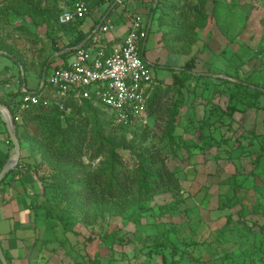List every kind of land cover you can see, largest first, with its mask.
Masks as SVG:
<instances>
[{"label": "trees", "instance_id": "trees-1", "mask_svg": "<svg viewBox=\"0 0 264 264\" xmlns=\"http://www.w3.org/2000/svg\"><path fill=\"white\" fill-rule=\"evenodd\" d=\"M77 1H72L71 5H62L61 0H3L1 18L2 21L8 22L10 14L15 13L28 16L35 24L45 26L52 31L58 27L65 31L76 30L77 37L65 44L62 49H57V57L66 63L73 49L82 44L119 5L115 0H82L89 13L110 2L101 18L95 21L90 31L85 33L79 27L83 25L87 16L67 24H59L60 15L67 10H73ZM230 4L226 6L224 0L151 1V5L148 7V14L152 19L151 24L157 19L159 26L164 27L159 29V32L162 33V45L170 52L190 56L186 64L173 73L172 82L167 86H163L160 81L155 79L156 84L152 85L148 100L149 119H153V123H150L148 119L146 125L141 127L126 128L115 125L110 114L96 101L87 100L80 103L74 98L64 100L63 109L54 100L49 106H33L22 113L21 122L16 123V132L21 146L26 142L33 151H37L41 155L39 162L29 165L35 173L36 179L43 184V195L40 197L47 199L49 192L54 198L60 197L57 208L60 207L70 214L80 212L82 221L87 225H96L109 215L123 217L139 227L143 224L146 214L151 210L150 202L160 193L170 192L174 195V203L165 206L167 209L160 212L161 217L178 210L180 204L183 203L179 177L181 171L170 167L168 158H178L181 151H186L188 157L191 158L196 149L205 151L213 144L216 146L231 145V138L227 136L222 135L218 141H211V144L208 139L216 140L209 130L216 123L223 120L224 127H232V124L229 123H233L229 116V122L223 119L226 114L230 115L229 109L226 113L223 109L213 106L215 110L218 109V114H211L219 116V118L211 121L210 114L206 113L207 117L200 125V142L184 139L182 135L178 134V130L182 126V110L186 105L185 95L195 92L198 81L211 79L216 82L210 89L211 100L220 94L228 93L233 108L244 106L264 110V99L260 104V99L264 97V87L243 80L233 81L230 78L215 80L206 74L197 75L193 72L197 62L194 48L200 40V30L207 28L213 19L217 20L221 27L224 24L221 22L222 18L228 17L230 13L233 15L234 9H236L237 4L234 0ZM224 7L227 9L222 11ZM223 12L225 16H222ZM233 20L230 22L228 20L230 25L236 23ZM148 27H146V31L149 33L151 27ZM20 28L27 30L23 26ZM225 35L229 40L234 38L230 34ZM145 40L141 41L140 48ZM68 49L72 51L65 52ZM0 51L11 57L24 71L31 69L30 65L34 64L33 58L29 61L26 59L28 57L26 53H15L12 46L6 44L4 39H0ZM256 51V56L264 54V33ZM142 53L145 55L144 49ZM49 61L50 57L40 63V82L43 81L45 70L46 76L49 73L54 59ZM7 68L9 67L5 69ZM213 73L217 74V72ZM227 76L232 77L231 75ZM24 78L22 80L21 76L19 77L20 90L18 93L9 94L8 98L0 96V103L8 107L13 115H16L21 103V86L24 84L26 87L27 85L26 76ZM1 80L0 83L5 82V80ZM193 82L196 83L195 87H192ZM224 83L227 85L225 90L222 89ZM66 110H70V112L67 113ZM0 125L4 127V130H0V134L7 135V151L3 159L0 158L1 172L8 162L11 152L15 150V146L10 140L5 123L1 118ZM206 127H208L207 131H205ZM226 129L227 127L220 128L223 132ZM185 130L188 132L191 128L187 127ZM253 144L254 141L249 142L250 146ZM123 151L129 152L133 166L126 165L122 155ZM86 158H89L91 165L85 162ZM96 161L98 164L94 168L92 165ZM254 163L256 168L252 170L251 174H256L257 179L253 178L252 190L254 194L251 217L246 211L247 205L236 213L256 225L258 222L256 220L264 216V142L261 143V151ZM22 164L21 159L16 169L11 171L0 183V187L23 166ZM224 183L230 188L226 195L227 202L235 200V203L243 204L244 198L240 197L243 183L239 182L237 177L230 178ZM29 209L35 213L36 219L40 211L48 212L46 219L56 217L51 207L38 203L35 201V197L31 199ZM232 214L231 212L227 213V226L222 232L232 229L242 235V229L229 226V222L231 223L233 219ZM60 219L62 220V218ZM246 223L248 222L246 221ZM161 225H164L165 230L161 236L155 238L151 244L153 247H150L147 254H152L158 249L170 250L171 264H174L175 261L176 264H186L183 255L184 249L178 246L182 232L181 234L176 233L178 229L175 224L172 226H169V223ZM260 231L262 236L259 238V251L264 259V225L261 226ZM5 256L10 264L6 253ZM177 256L178 260H176ZM0 264H2L1 261ZM242 264L257 263L243 261Z\"/></svg>", "mask_w": 264, "mask_h": 264}, {"label": "rangeland", "instance_id": "rangeland-1", "mask_svg": "<svg viewBox=\"0 0 264 264\" xmlns=\"http://www.w3.org/2000/svg\"><path fill=\"white\" fill-rule=\"evenodd\" d=\"M72 1L77 0H61V4L71 5ZM115 1L118 3L117 0ZM231 1L233 0H224V4L231 5ZM234 1L237 4L234 14L230 13L228 17L222 18L221 22L224 24L221 27L217 20L213 19L211 27L200 30V40L194 48V54H197L195 73L206 74L215 80L230 78L233 81L243 80L264 87V54L256 56L258 44L264 33V0ZM109 3L95 8L87 15V19L79 28L81 30L91 28L89 24L93 20H99L107 10ZM2 6L3 0H0V39H4L6 44L12 46L15 53H26L27 60L31 61L33 58L34 64L30 65L31 69L24 71L11 57L0 51V80H5L4 84L10 83V87L0 83V86L3 84L0 87V96L8 98L9 94L18 93L20 76L22 80L26 76V87L29 91H40L43 83L39 78L40 63L48 57L50 61L54 59L46 76L48 79L54 66L62 61L57 57V49H62L65 44L74 40L78 33L76 30L65 31L60 27L52 31L45 26L35 24L28 16L15 13L10 14L8 22L2 21ZM125 8L134 10V7ZM225 9L227 8L224 7L222 11ZM137 11L136 9L135 12ZM224 14L223 12L222 16ZM139 15L146 27L152 23L146 9L139 10ZM226 19L229 22L234 19L236 23L230 25ZM106 20H110L114 26L121 23V19L113 15H109ZM22 26L27 30L20 28ZM163 28L155 19L151 24L147 39L141 45V52L144 49L155 79L163 86H167L172 82L173 73L181 68L186 56L170 52L162 45V33L159 29ZM111 32L107 35H111ZM208 33L211 34V39H208ZM225 34H230L234 38L229 40ZM6 67L9 68L5 69ZM215 83L211 79H202L197 84L193 82L192 87L196 84L195 92L185 95L186 105L182 110V126L178 134L184 139L200 142V125L209 114L211 121L219 118L211 114H218V109L213 108L217 106L225 112L229 109L230 115L226 114L223 119L229 122L230 117L233 123H229L232 127L225 126L227 129L224 132L220 130L222 127L225 129L223 120L209 128L216 140L209 138L208 142L211 144V141H218L223 135L231 138V145L216 146L212 143L213 145L207 148L205 155L198 153L190 158L186 151H181L178 158H168L170 167L181 171L179 177L183 203L180 204L178 210L161 217L160 212L167 209L165 206L174 203V195L170 192L160 193L150 202L151 210L139 227L128 219L109 215L96 225H87L82 221L80 212L70 214L60 207L57 208L60 197L54 198L49 192L47 199L41 197L40 201L41 204L51 207L56 217L46 219L48 212H39L40 215L44 214V218L37 220L38 229L42 230L47 226L55 230V234H52L53 238L57 235L62 237L63 231H66L65 237L69 242V246L64 247L67 250L65 254L62 252L63 249H59L60 245H56L61 252V257L65 258L64 262L63 259L60 261L52 256L49 264H171L170 250L158 249L152 254H147L150 247H153L151 244L155 238L163 234L165 228L161 224L164 223H169V226L175 224L178 229L176 233L181 234L182 232L178 246L184 249L186 264H242L243 261L264 264L262 253L259 251V238L262 236L260 230L264 225V216L258 218L255 225L251 220H245L236 213L247 205L246 211L249 216L251 215L254 194L253 178L257 179L256 174H251V172L256 168L254 160L261 151V143L264 142V110L244 106L233 108L228 93L220 94L211 100L210 89ZM226 88L227 85L224 83L222 89ZM263 99L264 97L260 99V104L263 103ZM149 121L154 122L153 119ZM187 127L191 128L188 132L185 130ZM207 129L208 127L205 131ZM250 141H254L251 146ZM4 142L3 138L2 144L5 147ZM165 149L167 150L166 147ZM13 153L15 155V150ZM122 155L126 165L133 166L129 152L123 151ZM85 162L91 165L89 158H86ZM97 164L98 161L94 162L92 167L95 168ZM234 177L243 183L240 197L244 198V205L235 203V200L227 202L226 195L230 188L224 181ZM41 193H43L42 190ZM229 212L233 213L229 226L242 229V235L232 229L222 232L227 226V213ZM38 245L44 247L41 241ZM49 248L45 247L48 251ZM79 248L80 254L77 251ZM251 256L252 259H250ZM176 263L175 261L174 264Z\"/></svg>", "mask_w": 264, "mask_h": 264}, {"label": "built area", "instance_id": "built-area-1", "mask_svg": "<svg viewBox=\"0 0 264 264\" xmlns=\"http://www.w3.org/2000/svg\"><path fill=\"white\" fill-rule=\"evenodd\" d=\"M88 14L85 3L79 0L73 10L60 15L59 24L76 21ZM127 18L129 31L121 44L111 47L106 42L105 35L115 26L105 20L107 22H102L88 41L73 49L66 63L62 60L54 66L47 84L45 79L40 91H29L22 86L21 103L16 115L12 114L15 125L21 122L22 113L31 107L49 106L56 100L63 109V101L67 98L80 103L96 101L110 114L115 125L126 128L146 125L149 91L156 84L150 62L140 48L141 41L148 37V31L138 13L130 12Z\"/></svg>", "mask_w": 264, "mask_h": 264}, {"label": "crops", "instance_id": "crops-1", "mask_svg": "<svg viewBox=\"0 0 264 264\" xmlns=\"http://www.w3.org/2000/svg\"><path fill=\"white\" fill-rule=\"evenodd\" d=\"M120 1V3L118 2L119 5L117 6V8L114 9L110 15L116 16L117 19H121V23L115 26L114 31L110 33L111 35L108 34L109 36H105L106 42L109 43L111 47L121 44L123 42V39L127 36L130 26L127 15L130 12H135L136 9L138 10V14L139 10L141 11L142 9H146V12H148V7L151 0ZM125 7H134V10L132 9L133 11H131ZM94 23L95 20H93L92 23L89 24L91 28ZM99 26H97L96 29ZM211 26L212 23H210L208 27ZM150 27L151 24L148 28ZM91 28L83 30V32L86 33L90 31ZM91 35L82 44L88 41ZM208 35V39H211V34L208 33ZM145 57L148 58L146 54ZM189 58L190 56H186L185 61L181 65V68L186 64ZM193 72L195 73L194 68ZM195 74L199 75V73ZM23 86L25 85L23 84ZM6 87H10V83L6 84ZM0 118L3 120L2 115L0 116ZM0 130H4V127L2 125H0ZM3 138L5 140V147L2 144ZM6 141L7 135L0 134V158L2 159L5 152L7 151ZM13 152L14 151L11 152L9 160L14 157ZM198 153L205 155L206 150L202 151L201 149H196L194 150L193 155H196ZM40 157L41 155L39 152L33 151L29 147L28 143L24 142L21 154L23 166H21L15 173H13L10 176L11 178H9L8 181L0 187V242L4 252L7 254L10 260V264H43V262L45 264H49V259L51 261L52 256L54 257V259L58 258V260L62 261L63 258L61 257V252L60 250H58L56 245H60L59 249H63L62 252L64 254L67 252L64 247L69 246L68 239L65 237V235L67 234L66 231H63L62 237L57 235L55 238H53L52 234H55V230L48 228L47 226L42 228V230H39V224H37V220H42L44 218V214H38V218L36 219L35 213L29 209V204L33 197H35V201L41 203L40 196L42 195L41 190L43 191L42 184L39 180L36 179L33 170L29 167V165H33L34 163L39 162ZM40 241L41 244L44 245L43 248L42 246L38 245ZM45 247L46 249L47 247H50V250H46ZM78 247H80V245ZM77 251L78 254L81 253L80 248Z\"/></svg>", "mask_w": 264, "mask_h": 264}, {"label": "water", "instance_id": "water-1", "mask_svg": "<svg viewBox=\"0 0 264 264\" xmlns=\"http://www.w3.org/2000/svg\"><path fill=\"white\" fill-rule=\"evenodd\" d=\"M81 46V45H80ZM71 50H66L65 52H70ZM46 79V70L43 74V83H45ZM25 80V78H24ZM0 113L2 114L3 121L6 125L7 132L9 134L10 140L13 142L15 146V155L14 157L9 160L4 167L2 168L0 172V183L7 177V175L15 169V167L18 165L21 154H22V146L20 143V140L18 138L17 132H16V125L13 120V115L8 107L0 103ZM0 261L2 264H8L7 258L5 256L4 250L2 248L1 242H0Z\"/></svg>", "mask_w": 264, "mask_h": 264}]
</instances>
